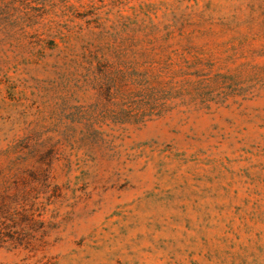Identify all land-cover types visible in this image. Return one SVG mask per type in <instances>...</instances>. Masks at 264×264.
<instances>
[{
	"label": "rangeland",
	"instance_id": "374dc122",
	"mask_svg": "<svg viewBox=\"0 0 264 264\" xmlns=\"http://www.w3.org/2000/svg\"><path fill=\"white\" fill-rule=\"evenodd\" d=\"M0 264H264V0H0Z\"/></svg>",
	"mask_w": 264,
	"mask_h": 264
},
{
	"label": "trees",
	"instance_id": "16d2710c",
	"mask_svg": "<svg viewBox=\"0 0 264 264\" xmlns=\"http://www.w3.org/2000/svg\"><path fill=\"white\" fill-rule=\"evenodd\" d=\"M23 206L11 207L10 201L6 203L5 193L0 192V226L6 227L8 223L16 224L18 221H24L23 219ZM3 237L0 235V246L3 242Z\"/></svg>",
	"mask_w": 264,
	"mask_h": 264
}]
</instances>
